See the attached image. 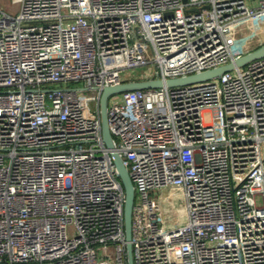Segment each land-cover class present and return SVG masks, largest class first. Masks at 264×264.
<instances>
[{"label":"built area","instance_id":"1","mask_svg":"<svg viewBox=\"0 0 264 264\" xmlns=\"http://www.w3.org/2000/svg\"><path fill=\"white\" fill-rule=\"evenodd\" d=\"M12 2L0 3V264H127L103 86L145 64L136 78L234 60L250 50L234 28L264 26V0ZM69 81L81 83L51 86ZM107 121L134 185L133 264H264V55L113 94Z\"/></svg>","mask_w":264,"mask_h":264},{"label":"water","instance_id":"2","mask_svg":"<svg viewBox=\"0 0 264 264\" xmlns=\"http://www.w3.org/2000/svg\"><path fill=\"white\" fill-rule=\"evenodd\" d=\"M263 55L264 42H262L255 48L240 54L234 60H229L228 62L212 66L200 71L165 78H162L161 76L157 75L152 78H135L103 86L99 95V115L101 121V132L102 138L106 146L109 147L111 150L112 159L125 192L123 203V224L127 264H133L131 243V214L134 202V185L128 173L127 167L125 166L122 160L121 155L114 148L113 138L107 121V104L109 97L113 94L131 89L153 88L160 87L163 85L176 86L209 79L212 77L219 76L224 71L232 69L235 66L244 65L249 60Z\"/></svg>","mask_w":264,"mask_h":264},{"label":"rangeland","instance_id":"3","mask_svg":"<svg viewBox=\"0 0 264 264\" xmlns=\"http://www.w3.org/2000/svg\"><path fill=\"white\" fill-rule=\"evenodd\" d=\"M0 3L2 4V6L4 8H6L7 10H15L17 9V4L13 3L12 0H0ZM236 37H238L239 35H241V31L238 30L235 32ZM150 70V73L154 72V67L151 64H145V65H140V66H136L134 68H127L123 71H121V75L123 78H130L131 76L139 77V74H142L143 72H148ZM134 72V73H133ZM81 83V81H69V82H63L61 84H51V86H57V85H79ZM220 120V117H210L208 114H204V120L208 121V120ZM257 201H260V196L257 197Z\"/></svg>","mask_w":264,"mask_h":264},{"label":"crops","instance_id":"4","mask_svg":"<svg viewBox=\"0 0 264 264\" xmlns=\"http://www.w3.org/2000/svg\"><path fill=\"white\" fill-rule=\"evenodd\" d=\"M264 26L261 24H258L256 26L253 27L252 25H245L244 27H242V25L238 24L236 25V27L234 28V35L235 32L240 30L241 31V35H239L238 37H236L235 35V46L238 49L241 50H245V49H253L256 46H258L259 44H261L263 42V37L261 35H255L253 38L251 37L253 35L254 32H259L260 29H263Z\"/></svg>","mask_w":264,"mask_h":264}]
</instances>
